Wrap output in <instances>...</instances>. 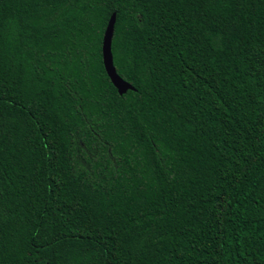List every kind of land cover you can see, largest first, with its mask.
I'll use <instances>...</instances> for the list:
<instances>
[{"label":"trees","instance_id":"16d2710c","mask_svg":"<svg viewBox=\"0 0 264 264\" xmlns=\"http://www.w3.org/2000/svg\"><path fill=\"white\" fill-rule=\"evenodd\" d=\"M0 264H264V0H0Z\"/></svg>","mask_w":264,"mask_h":264},{"label":"water","instance_id":"95a60500","mask_svg":"<svg viewBox=\"0 0 264 264\" xmlns=\"http://www.w3.org/2000/svg\"><path fill=\"white\" fill-rule=\"evenodd\" d=\"M113 25H114V13L110 15L107 20L106 26L103 30L101 37V63L103 70L105 72L106 77L108 78L110 84L115 89L116 93L121 96L127 90H132V87L121 80L115 73L114 67L112 65V58L110 53V42L113 33Z\"/></svg>","mask_w":264,"mask_h":264}]
</instances>
